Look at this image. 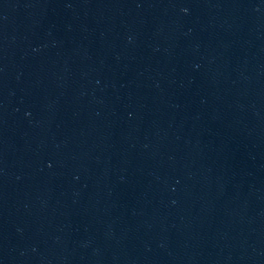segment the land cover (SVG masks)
I'll return each mask as SVG.
<instances>
[{
	"label": "water",
	"instance_id": "water-1",
	"mask_svg": "<svg viewBox=\"0 0 264 264\" xmlns=\"http://www.w3.org/2000/svg\"><path fill=\"white\" fill-rule=\"evenodd\" d=\"M0 264H264V0H0Z\"/></svg>",
	"mask_w": 264,
	"mask_h": 264
}]
</instances>
